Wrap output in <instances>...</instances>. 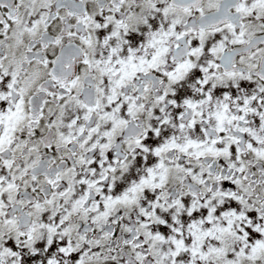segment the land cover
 <instances>
[{
	"label": "snow or ice",
	"instance_id": "obj_1",
	"mask_svg": "<svg viewBox=\"0 0 264 264\" xmlns=\"http://www.w3.org/2000/svg\"><path fill=\"white\" fill-rule=\"evenodd\" d=\"M0 264H264V0H0Z\"/></svg>",
	"mask_w": 264,
	"mask_h": 264
}]
</instances>
